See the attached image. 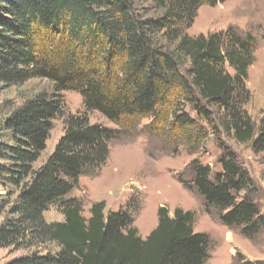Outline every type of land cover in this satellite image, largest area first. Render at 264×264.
Returning <instances> with one entry per match:
<instances>
[{
	"label": "trees",
	"instance_id": "16d2710c",
	"mask_svg": "<svg viewBox=\"0 0 264 264\" xmlns=\"http://www.w3.org/2000/svg\"><path fill=\"white\" fill-rule=\"evenodd\" d=\"M225 1L0 0V83L45 79L54 91L29 99L0 122L7 138H0V184L17 190L11 203L0 202V215L7 210L0 248L57 247L4 264H207L209 238L194 232L190 211L176 208L170 216L159 207L156 227L142 239L126 209L105 215L99 201L86 218L81 203L67 196L79 177L105 165L109 143L122 129L144 118H150L147 132L174 151L184 144L196 153L209 132L220 135V127L254 154L264 153V112L256 125L245 109L256 37L233 26L196 37L186 33L200 7ZM63 91L79 93L86 112L120 128L69 115L53 152L35 169L52 120L63 112ZM220 143V170L194 159L188 180H177L222 225L254 241L264 229V214L252 198L255 183ZM50 205L59 206L63 221L43 220Z\"/></svg>",
	"mask_w": 264,
	"mask_h": 264
},
{
	"label": "rangeland",
	"instance_id": "374dc122",
	"mask_svg": "<svg viewBox=\"0 0 264 264\" xmlns=\"http://www.w3.org/2000/svg\"><path fill=\"white\" fill-rule=\"evenodd\" d=\"M230 26L250 32L258 42L255 61L248 69L246 87L251 98L245 109L256 125H259L264 112V0H226L212 7L202 6L186 33L196 37L219 32ZM53 92L52 84L45 79H31L10 86L0 83V122L29 99L41 93ZM60 94L63 112L52 120L45 148L33 164L35 169L53 152L64 133V122L69 115L85 114L90 124L110 129L120 128L98 112H86L79 93L63 91ZM188 112L190 116H195L189 108ZM149 122L150 118H144L134 128L122 129L121 137L109 143L105 165L94 176L79 177L77 187L67 198L77 199L81 203L82 214L86 218L89 217L91 204L99 201L105 202V215L126 209L142 239L156 227L159 207L168 208L170 216L176 208L190 211L194 216V232L203 233L209 238L207 264H264V229L254 241L245 239L236 229L222 225L214 215L207 213L202 198L187 191L177 180L180 175L188 180L187 168L194 159L210 166L213 172L220 170L217 160L222 154V142L235 152L238 161L253 179L255 192L252 198L264 214V153L254 154L250 144L236 143L220 127V135L215 137L209 132L207 140L196 153H189L184 144H179L177 151H174L163 139L147 132L145 126ZM4 136L0 131L1 140L6 141ZM16 195L15 187L0 184V202L11 203ZM6 216L7 210L0 215V224ZM42 218L46 223L63 221L58 205H50L43 212ZM34 250L55 253L57 247L54 243H47L30 249L0 248V264Z\"/></svg>",
	"mask_w": 264,
	"mask_h": 264
}]
</instances>
